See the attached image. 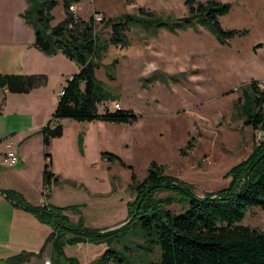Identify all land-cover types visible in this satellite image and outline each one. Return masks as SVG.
Masks as SVG:
<instances>
[{
    "label": "rangeland",
    "instance_id": "374dc122",
    "mask_svg": "<svg viewBox=\"0 0 264 264\" xmlns=\"http://www.w3.org/2000/svg\"><path fill=\"white\" fill-rule=\"evenodd\" d=\"M185 1L79 0L72 13L83 20L89 16L106 20L137 15L141 8L152 12L157 21L172 26L186 17ZM193 1L228 4V13L218 18V24L238 35L220 44L206 28L199 26L174 27L172 31L162 26L156 33H151L154 26L147 30L139 26L130 28L126 33L127 46H108L94 76L115 99L105 102L107 107L111 109L117 103L120 110L129 111L134 119L116 124L67 120L58 140L48 141L47 151L55 156V170L61 174L57 176L59 184L72 189L68 194L58 195L56 201L61 205L58 208L63 209L62 214L80 219L87 230L99 231L120 219L126 222L127 203L133 201L127 190L130 174L140 182L151 162L161 166L165 176L201 198L227 189L236 169L251 154L256 135L244 125L237 100L248 83L264 81V0ZM51 15L52 25L62 19L59 2ZM108 32L101 29L99 37L107 39ZM29 93L24 98L33 103L37 99ZM79 124H94L93 131H89L100 134L93 133L83 145L77 143L75 126ZM96 124L101 129H95ZM101 153L111 154L130 169ZM82 183L88 192L99 195L96 200L87 202L85 193L79 190ZM121 189L127 191L129 198L120 194ZM184 194L162 192L154 197L176 199L165 206L176 214L184 206L181 202ZM122 209L125 214L120 218ZM241 225L264 232V214L258 208L248 209ZM139 243L125 240L124 244L112 247L123 256V264L157 262L158 248L144 255ZM123 245L125 253L121 250ZM109 247L108 238L66 243L59 264H79L88 254L94 259ZM40 250L41 246H37L24 254L36 255ZM43 259L52 262L54 255L43 252L35 259L39 261L30 258L24 264H43ZM7 261L0 260V264Z\"/></svg>",
    "mask_w": 264,
    "mask_h": 264
},
{
    "label": "trees",
    "instance_id": "16d2710c",
    "mask_svg": "<svg viewBox=\"0 0 264 264\" xmlns=\"http://www.w3.org/2000/svg\"><path fill=\"white\" fill-rule=\"evenodd\" d=\"M25 1L26 8L21 17L32 29L33 47L46 56L62 55L77 69L65 80L50 119L40 131L44 147L50 139L61 136V120L116 124L134 119L127 110L107 107L105 102L115 99L94 76L108 46H127L126 33L130 28L139 26L147 30L154 26L151 33H156V29L162 26L170 31L174 27L199 26L206 28L220 44L238 35L236 31L221 29L218 18L228 13L229 5L215 1L196 3L186 0V17L178 19L172 26L157 21L152 12L141 8H138L137 15L100 19L95 23L93 16L83 20L68 10L79 0ZM58 2L63 17L52 25L51 12ZM101 29L109 30L107 39L99 37L98 31ZM45 81L43 75L0 74V89L13 94H26L43 86ZM237 108L244 125L255 133L261 132L262 139L252 146L250 156L236 169L227 189L205 194L201 198L195 197L174 179L165 176L161 166L151 162L140 182L136 181L132 172L130 174L127 190L133 194V201L127 203L126 222L118 228L102 232L83 228L80 219L76 224L69 223L61 208L47 205L30 208L24 205L25 210L50 227L51 232L44 246L50 247L54 255L53 263H60L62 248L66 243L108 238L111 247L92 264H104L109 260L123 264V256L120 257L112 244H124L125 240L131 242L133 239L140 241L138 248L144 255L150 254L154 247L158 248V261L148 264H264V232L241 225L248 209L258 208L264 214V91L257 88V82L248 83L240 91ZM187 147L191 146L188 144ZM101 156H108V160L115 158L106 153H101ZM115 159L120 166L126 167ZM44 160L46 163L41 178L45 196L58 180L49 170L48 155H44ZM162 192L185 193L181 200L184 206L179 213L173 214L165 207L176 202V199L154 197ZM121 250L125 253L124 245ZM41 251L36 255L9 258L6 264L27 263L31 257L39 259Z\"/></svg>",
    "mask_w": 264,
    "mask_h": 264
},
{
    "label": "crops",
    "instance_id": "0c3cea01",
    "mask_svg": "<svg viewBox=\"0 0 264 264\" xmlns=\"http://www.w3.org/2000/svg\"><path fill=\"white\" fill-rule=\"evenodd\" d=\"M25 8V0H0V74H43L46 76V81L44 87L28 92V95L37 99L33 103L29 98H24V94H13L0 89V260L24 255V251L34 250L37 246H41V254L46 252L52 255L50 247L44 246V241L51 232L50 227L40 222L34 214L23 207L26 205L35 208L47 205L58 208L61 206L56 201L58 195L68 194L72 190L59 184L57 176L61 174L55 170V156L43 146L40 131L50 119L57 94L61 91L65 80L76 73V67L60 54L46 56L33 47L32 29L21 17ZM66 121L59 122L61 134L65 128L62 125ZM66 125L73 127L72 124ZM93 125L75 126L77 143L79 141L83 145L93 133L100 134L99 131H89H93ZM95 126V129H101L99 124ZM55 139L51 140L52 143L58 140ZM8 148L13 151L17 159L13 166L2 164L3 155ZM45 154L48 155L49 170L57 178L58 183L52 185L44 196L41 177L46 163ZM79 190L85 193L86 196H83L87 202H92L99 196L88 192L85 183L80 184ZM120 194L126 198L133 197L131 193L128 197L125 189H121ZM120 200L122 204L123 198ZM83 207H86V204ZM124 214L125 211L122 209L120 218ZM64 216L71 224H76L78 221L68 213H64ZM80 217L83 219L82 213ZM123 220L120 219L118 223L103 227L99 231L118 228L123 225ZM97 253L99 254V251ZM99 257L93 259L88 254L78 263L92 264ZM31 260L39 261L33 257ZM53 261L49 260V264H54Z\"/></svg>",
    "mask_w": 264,
    "mask_h": 264
},
{
    "label": "built area",
    "instance_id": "2783aa9c",
    "mask_svg": "<svg viewBox=\"0 0 264 264\" xmlns=\"http://www.w3.org/2000/svg\"><path fill=\"white\" fill-rule=\"evenodd\" d=\"M68 10L70 12H73L74 11L73 6L69 7ZM93 19H94V22L100 21V18L98 16H94ZM257 88L261 91H264V81L257 83ZM60 94H61V92H59L57 94V96ZM111 107H112L111 110H120L119 104H117V103L113 104ZM255 135H256L255 142H258L259 140L262 139V133L261 132H256ZM16 161H17V159H16L15 154L13 153L12 150H10L8 148L3 155L2 164L5 166H13V165H15ZM43 264H49V261L45 259L43 261ZM104 264H121V263L114 261V260H109V261H106Z\"/></svg>",
    "mask_w": 264,
    "mask_h": 264
}]
</instances>
